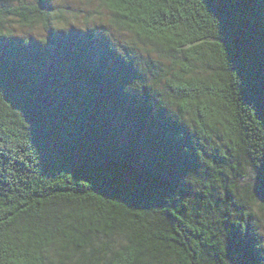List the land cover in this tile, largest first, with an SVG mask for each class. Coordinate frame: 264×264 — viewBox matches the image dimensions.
Wrapping results in <instances>:
<instances>
[{"label":"trees","instance_id":"1","mask_svg":"<svg viewBox=\"0 0 264 264\" xmlns=\"http://www.w3.org/2000/svg\"><path fill=\"white\" fill-rule=\"evenodd\" d=\"M97 1L0 0V264H264V0Z\"/></svg>","mask_w":264,"mask_h":264},{"label":"rangeland","instance_id":"2","mask_svg":"<svg viewBox=\"0 0 264 264\" xmlns=\"http://www.w3.org/2000/svg\"><path fill=\"white\" fill-rule=\"evenodd\" d=\"M49 4L51 6L52 12L58 14L59 12H62L65 14V18L67 19V25H64L65 23L61 20H57V24H61L64 27H70L73 26L75 28H83L85 26V19L89 18V14H96L98 15L95 20L88 21V25L93 26L95 24H103L107 28V20L108 15L106 10L100 7L99 2L97 0H49ZM87 17V18H86ZM14 30V36L16 38L24 37L25 35L31 34L36 36H41L43 33L42 31L37 30H22L18 26H13ZM114 38L126 41L127 37L125 34L122 33H110ZM249 175L252 174V172L249 170ZM250 180V178L247 179V181ZM260 218V235L264 244V220L259 216Z\"/></svg>","mask_w":264,"mask_h":264}]
</instances>
